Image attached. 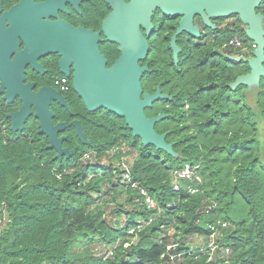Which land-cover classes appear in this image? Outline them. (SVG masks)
I'll use <instances>...</instances> for the list:
<instances>
[{"label":"trees","instance_id":"16d2710c","mask_svg":"<svg viewBox=\"0 0 264 264\" xmlns=\"http://www.w3.org/2000/svg\"><path fill=\"white\" fill-rule=\"evenodd\" d=\"M233 38L242 46H225ZM253 44L237 17L226 41L185 46L179 73L156 45L149 83L164 82L172 99L147 112L169 114L156 130L169 132L176 157L105 110L92 144L60 160L37 119L12 131L0 97V264H264V77L230 86L250 67L229 57H251ZM124 160L137 187L124 181ZM187 166L201 181L181 179L176 191L174 173Z\"/></svg>","mask_w":264,"mask_h":264},{"label":"water","instance_id":"95a60500","mask_svg":"<svg viewBox=\"0 0 264 264\" xmlns=\"http://www.w3.org/2000/svg\"><path fill=\"white\" fill-rule=\"evenodd\" d=\"M108 1L114 11L106 19V39L119 44L122 51L109 69L106 68V58L98 51L96 38L87 40L91 37L89 33L61 21L47 22L36 16H19L18 8L0 15V95L8 103L16 98L22 103L19 110L6 113V117L12 121V131L18 132L23 131L28 119L34 116L39 121L38 132L49 140L47 148L55 149L60 160L70 158L76 152L75 148L64 147L65 137H59V133L67 127L75 126L80 139L85 143L89 141L80 121L54 124L52 102L67 106L60 93L45 87L35 93L34 84L25 83L26 66L40 70L37 61L40 56L59 53L62 57L61 71L67 75L69 64L74 62L73 87L88 110L105 109L119 115L144 146L152 145L175 157L178 154L174 143L167 142L169 132L158 133L156 130V125L169 114L163 112L152 117L146 114L147 108L171 96L162 93L160 86L155 93H143L141 82L148 68L142 67L140 61L150 52V43L140 26L150 38L155 28L152 18L157 10L166 17L180 18L171 43L175 62L181 51L176 44L177 36L182 33L197 38L201 36L199 27L194 23L196 16L201 17L210 28H216L211 18L237 16L245 25V34L255 48L251 57H229L246 62L250 67L249 73L239 76L230 86L233 89L239 85L256 86L264 77V14L258 12L264 0H131L129 4L123 0ZM18 37L26 42L22 50H18Z\"/></svg>","mask_w":264,"mask_h":264},{"label":"flooded vegetation","instance_id":"af4514ba","mask_svg":"<svg viewBox=\"0 0 264 264\" xmlns=\"http://www.w3.org/2000/svg\"><path fill=\"white\" fill-rule=\"evenodd\" d=\"M123 1L126 4L131 2V0ZM0 3V15L12 11L14 8H18L19 16L25 18L36 16L39 17L41 21L47 22L61 21L73 28L80 29L84 33L91 34V37H87V40L90 41L96 38L98 51L106 58V68L108 69L115 64L122 54L119 44L106 39V19L114 11L113 6L108 0H0ZM235 20H237L236 16L227 18H211V21L216 25V28H210L205 25L201 17L196 16L194 23L199 27L201 36L197 38L187 33L178 35L176 44L181 48V51L178 55V61L175 62L174 51L171 48V43L172 37L178 29L180 18L166 17L162 12L157 10L152 18V23L155 28L150 38L146 34L144 27L140 26V29L146 36L148 43H150V52L148 51L146 58L140 61V65L142 67L146 66L148 68L147 72L143 74L141 79L143 93H155L159 86L162 93H171L168 91V88H166L164 82H158L154 88L152 87L154 85L153 81L151 80L149 83V74L153 71V69L150 68V58L157 44H161V46L165 45L166 49L169 50L168 55L170 58V65L172 69L179 73L181 71L182 62H184L185 58L181 57L184 54L183 50L185 46H187L189 50L193 47L197 48L208 44L217 36H221L222 40L226 41L229 34L233 31ZM9 26L10 25L7 23V27ZM170 32L172 35L168 40V34ZM18 38V50H22L26 47V42L23 38ZM163 41L166 42L162 43ZM229 45H231L230 41L228 44H225V46ZM61 58L62 57L59 53H50L40 56L37 59L41 66L40 70L34 69L30 65L26 66L25 83H33V91L35 93L45 87L51 88L54 93H60L65 98L67 106L58 103L57 101L52 102L51 110L54 113L53 122L54 124L61 122L71 123L74 121L81 122L84 133L89 141L88 143H85L80 139L75 126L67 127L59 133V137H65L63 146L69 148L70 150L75 148L76 152L72 156H77L80 150L82 151L84 148L92 144V140L95 136L94 133H90V129L94 127L95 119H100V117H102V115L99 114L104 112L105 109H99L96 111H90L87 109L82 98L77 94L73 87L75 73L74 62L70 63L68 66L69 74H63L60 66ZM172 64L178 68H175ZM152 88L153 91H151ZM0 97L6 104H8V106L13 108L12 111L9 112L19 110L22 105L19 98L14 99L12 103H8L7 100L3 99V95H0ZM147 110H149V108L146 109V114L149 116ZM31 118H34V116H31L28 121ZM101 124V122L97 124L98 129L101 127ZM37 126L39 130V121Z\"/></svg>","mask_w":264,"mask_h":264},{"label":"built area","instance_id":"2783aa9c","mask_svg":"<svg viewBox=\"0 0 264 264\" xmlns=\"http://www.w3.org/2000/svg\"><path fill=\"white\" fill-rule=\"evenodd\" d=\"M231 45L235 46H242V42L238 38H233L230 40ZM253 48H255V44H253ZM126 166V165H124ZM126 173L124 174V181L126 183H131L132 187H137L136 183L131 182V175L129 172L130 167L126 166ZM181 179H188V180H193V181H201L200 176L197 174L196 169H193L190 166H187L181 170H178L174 173V177L172 180V185L174 190H179L180 189V180ZM141 194L145 197V202L147 203L148 207L154 208L156 207L155 201L147 194V192L142 189ZM225 226V223L223 224ZM213 230H216L215 227H212Z\"/></svg>","mask_w":264,"mask_h":264},{"label":"rangeland","instance_id":"374dc122","mask_svg":"<svg viewBox=\"0 0 264 264\" xmlns=\"http://www.w3.org/2000/svg\"><path fill=\"white\" fill-rule=\"evenodd\" d=\"M124 163H126L125 160H124ZM125 165L128 166V167H130V165L128 163H126ZM126 166H123V169ZM125 196H126L125 194L119 193V195H118V203L119 202H123L124 199H125ZM193 240H194V244H196V245H201L202 246L205 243V240L203 238H201V237H195V238H193ZM95 250L96 251H98V250L100 251V250H103V248L99 244V247H96Z\"/></svg>","mask_w":264,"mask_h":264}]
</instances>
